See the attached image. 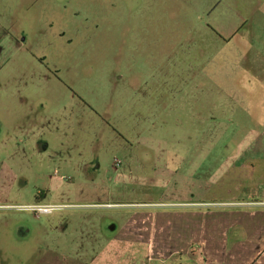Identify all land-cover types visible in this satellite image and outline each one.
<instances>
[{"label": "rangeland", "instance_id": "obj_1", "mask_svg": "<svg viewBox=\"0 0 264 264\" xmlns=\"http://www.w3.org/2000/svg\"><path fill=\"white\" fill-rule=\"evenodd\" d=\"M50 1L63 28L35 21L20 49L3 45L0 264H202L208 251L219 264L228 244L176 240L158 204L254 200L198 158L211 151L213 171L262 126L216 102L264 90V0Z\"/></svg>", "mask_w": 264, "mask_h": 264}, {"label": "crops", "instance_id": "obj_2", "mask_svg": "<svg viewBox=\"0 0 264 264\" xmlns=\"http://www.w3.org/2000/svg\"><path fill=\"white\" fill-rule=\"evenodd\" d=\"M50 2V0H0V64L4 62L3 45L8 44L13 48V52L20 49L23 45L22 42L26 39H22L20 42L18 37L15 38V36L33 33L28 29L30 26L36 25L35 21L46 24L51 29L64 27V24L60 22L61 19L55 20L52 19L51 15L49 16L47 10L50 7ZM36 4L40 7L38 13H34L33 16L32 12ZM53 5L60 6V3L53 0ZM262 31H264V28ZM255 39H261V35L252 34V40ZM258 48L263 50L262 47ZM188 69L193 72V62ZM253 78L255 77L251 76V79ZM240 80L242 79L239 78L237 81ZM172 81L173 79H171ZM251 88L250 91H219L216 106L218 108L222 107V111L224 109L231 112V114L233 113V115H263L264 90H256L255 86H251ZM209 98L211 99V95ZM252 120L257 126L261 123V120L255 117ZM1 127L2 122H0ZM243 128L249 129V127L244 126ZM250 128L251 137L246 138L243 135L244 138L235 141L236 150L223 155L221 158H216L214 163H219V166L213 171L207 166V164L212 163L211 151L208 156L198 158V161L201 162L200 165L203 168L207 167L209 179H212L211 172H213V179H215V173L217 171L223 172V168H225V176L233 178L236 187V189L231 188V184H227L228 189L220 186L227 195L233 194L234 191L238 195L240 191L250 190L255 194L254 200L239 201L231 197L229 200L225 199L227 201L224 202L179 203L192 204L193 208L188 209H167L171 204H158L159 206H165V209L158 207V220L163 226L172 225L174 227V230H176L174 233L179 234L174 235L176 240L181 239L190 244H228L227 248H230V251H228L230 254L219 264H242L243 256L251 253L253 258H259L257 264H264V230L260 229L264 227V120H262L260 128L253 125ZM26 131L33 134L32 129ZM30 137L33 138V136ZM30 141L34 145L38 142L35 140ZM208 141L211 143L210 139ZM40 148L43 149L44 146L40 145ZM217 179H220V175ZM220 183L221 181L218 184L220 185ZM221 189L218 192L224 195ZM241 204L245 206L243 208L251 210L243 213L239 210L243 208H238ZM253 207L254 209H252ZM106 241L108 243L109 239ZM215 247L213 245V249ZM244 247L248 249L247 253L243 252ZM215 258L214 251L212 253L211 251L204 252L202 264H210L212 261L214 262Z\"/></svg>", "mask_w": 264, "mask_h": 264}, {"label": "built area", "instance_id": "obj_3", "mask_svg": "<svg viewBox=\"0 0 264 264\" xmlns=\"http://www.w3.org/2000/svg\"><path fill=\"white\" fill-rule=\"evenodd\" d=\"M119 161H115V165H118ZM28 210H33L37 214L41 213H51L53 210H55L54 206L45 205V204H36V205H29L26 207Z\"/></svg>", "mask_w": 264, "mask_h": 264}, {"label": "flooded vegetation", "instance_id": "obj_4", "mask_svg": "<svg viewBox=\"0 0 264 264\" xmlns=\"http://www.w3.org/2000/svg\"><path fill=\"white\" fill-rule=\"evenodd\" d=\"M38 201V200H37Z\"/></svg>", "mask_w": 264, "mask_h": 264}]
</instances>
